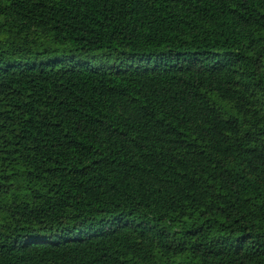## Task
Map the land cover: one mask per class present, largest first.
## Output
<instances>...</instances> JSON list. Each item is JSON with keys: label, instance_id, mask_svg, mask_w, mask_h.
Wrapping results in <instances>:
<instances>
[{"label": "trees", "instance_id": "1", "mask_svg": "<svg viewBox=\"0 0 264 264\" xmlns=\"http://www.w3.org/2000/svg\"><path fill=\"white\" fill-rule=\"evenodd\" d=\"M0 264H264V0H0Z\"/></svg>", "mask_w": 264, "mask_h": 264}]
</instances>
